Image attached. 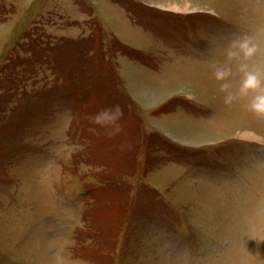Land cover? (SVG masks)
Wrapping results in <instances>:
<instances>
[{
    "label": "rangeland",
    "instance_id": "1",
    "mask_svg": "<svg viewBox=\"0 0 264 264\" xmlns=\"http://www.w3.org/2000/svg\"><path fill=\"white\" fill-rule=\"evenodd\" d=\"M92 1L95 7L89 4ZM134 2H139L143 10L128 8L134 13L129 14L112 0L1 3L0 94L11 99L18 81L25 84L29 94H23L25 100L17 106L8 103L9 108L21 112L22 123H6L16 126L15 131L6 139L0 137V264H264V140L252 135L237 139L235 135L238 130H252L264 136V116L250 108L257 93L250 90L239 95L241 63H246L248 70L258 69L264 77V0ZM141 4L158 11L146 10ZM160 10L178 16L163 15ZM144 11L148 22L144 26L155 30L139 25ZM179 14L192 17L188 23L199 48L190 45L189 25ZM97 15L104 21L106 49L110 48L113 55L115 40L150 58V62L144 59L149 66L140 64L142 69L137 61L119 57L126 84L144 109L156 110L170 96L182 95L197 111L200 105V112H205L180 120L188 114L187 104L174 101L175 106L180 105L173 112L179 120L173 116L152 117V126L162 129L157 132L165 134L163 142L173 147L176 155L150 161L147 166L138 162V173L129 180L138 193L152 177L162 188L156 193L167 197L157 202L155 193H151L150 198L146 195L134 200L135 213L122 233L123 243L116 255L110 248L113 241L106 227H120L122 221L106 211L105 205L113 200L102 196L98 200L100 209L74 228L68 252L62 255L59 249L66 241L65 225L78 215L74 197H68L75 195L66 193L64 169L52 168L51 162L64 168V162L59 163L62 141L68 137L74 108L71 98L54 87L56 77L47 65L40 61L32 67L33 63L27 65L22 58L32 59L30 43L38 42L43 49L47 41L58 37L90 40L85 36L90 34V25L100 24ZM243 35L252 37L260 51L247 61H226L230 42ZM45 56L47 59V53ZM218 63H229L232 68L229 91L237 99L231 104L224 102L222 82L213 75V65ZM93 68L87 65L81 73L83 79H90L89 85L95 86L101 81L99 71ZM38 90H43L42 98ZM9 112L5 109L3 113L8 122ZM114 144L107 143L105 149L111 152ZM193 157L204 162H193ZM89 160L90 154L81 155L77 168L87 182L96 181V175L106 180L114 170V158L107 161L112 164L107 171ZM122 166L129 167L128 163ZM146 170L151 171L150 178Z\"/></svg>",
    "mask_w": 264,
    "mask_h": 264
},
{
    "label": "clouds",
    "instance_id": "2",
    "mask_svg": "<svg viewBox=\"0 0 264 264\" xmlns=\"http://www.w3.org/2000/svg\"><path fill=\"white\" fill-rule=\"evenodd\" d=\"M260 51V46L248 35H243L238 39L230 42L227 49L226 61L240 60L247 61L257 55ZM213 75L217 81H221L220 91L225 92L224 102L231 104L237 95L229 91L230 84L228 79L232 75V68L229 63L214 64ZM240 69L243 72V79L239 88V95H246L250 90L255 91L257 94L252 97L250 108L259 116H264V77L258 69L248 70L246 63L240 64ZM124 111L120 105H113L103 108L93 117V123L101 127L108 128L107 135L109 137L120 133L122 128V118ZM237 139H241L246 135L257 136L258 139L264 140V136L252 130H238L235 134Z\"/></svg>",
    "mask_w": 264,
    "mask_h": 264
},
{
    "label": "trees",
    "instance_id": "3",
    "mask_svg": "<svg viewBox=\"0 0 264 264\" xmlns=\"http://www.w3.org/2000/svg\"><path fill=\"white\" fill-rule=\"evenodd\" d=\"M3 2V0H1ZM116 2H120L123 4V6L131 8L136 5L134 2L129 1V0H114ZM0 5H2L0 3ZM101 33V35L103 36L102 32H100V30L97 32H95V36L93 41L96 42L99 39V42L102 39V36L99 35ZM97 35H99L97 37ZM104 38V36H103ZM116 43V45H114V49H117V51H121L124 53L129 54L130 56L136 55V52L132 49H130L129 47L123 45L120 42H117L114 40V44ZM59 54L62 56H66V55H70L69 50L67 49H59ZM109 54L112 53V50H108ZM102 59V58H101ZM101 61V60H100ZM97 68L96 70H99V76L98 79L101 81V83H97L96 85V95L99 96V94L101 95H105L106 94V90L102 89L104 88V84L106 86V89L108 90L109 87L113 88V81H114V105H120L121 108L124 111V119L129 117L128 114L131 115V117H136L135 115H133L132 113H130V110L127 111V105H132L133 102L130 100V98L125 95L123 92H121V90L118 88V75L116 72V68L114 66V72L112 75V63L111 61L108 60V58L103 59L102 62H100L99 64H97ZM114 76V77H113ZM101 88V90H99ZM111 89V88H110ZM112 90V89H111ZM100 92V93H99ZM162 110H165V107L162 108ZM137 119V117H136ZM134 137V135H132ZM133 144H137V142H133L131 145ZM136 148V145H133L132 147L128 148L126 147L127 150L122 151L119 154H115L114 155V171H112L109 174V178H106V180L104 178L101 177V180L104 181H109L110 184L112 185L113 189H114V215H118L121 216L120 213H124V211H126L127 209V204L126 201H128L126 198H122L121 199V195H123L124 197V193H126V185L123 182V176L126 173L132 172L134 171V162H124L125 160V153H128L130 151H134ZM121 154V155H120ZM123 163H128L129 167H123L122 164ZM113 173V174H112ZM125 215V214H124ZM124 215L122 216V218L124 217ZM121 218V221H122ZM109 229V230H108ZM107 232H109V235L112 234V229L111 228H107ZM117 231V226L114 225V248L116 247L117 244V236L115 235ZM111 239V236H110Z\"/></svg>",
    "mask_w": 264,
    "mask_h": 264
},
{
    "label": "crops",
    "instance_id": "4",
    "mask_svg": "<svg viewBox=\"0 0 264 264\" xmlns=\"http://www.w3.org/2000/svg\"><path fill=\"white\" fill-rule=\"evenodd\" d=\"M127 62H128V60L127 59H125ZM132 62V61H131ZM138 66L140 67V68H142V69H144L143 68V66H141L140 64H138ZM173 96H175V95H172V96H170L168 99H170L171 97H173ZM134 97V96H133ZM135 98V97H134ZM136 99V98H135ZM137 100V99H136ZM138 101V100H137ZM139 102V101H138ZM175 119H177V120H179L178 118H175ZM183 119H185V118H181L180 120H183ZM153 125H154V123H153ZM156 128H158V127H156ZM159 130H162V129H160V128H158ZM178 139V138H177ZM182 142V141H181Z\"/></svg>",
    "mask_w": 264,
    "mask_h": 264
},
{
    "label": "bare ground",
    "instance_id": "5",
    "mask_svg": "<svg viewBox=\"0 0 264 264\" xmlns=\"http://www.w3.org/2000/svg\"><path fill=\"white\" fill-rule=\"evenodd\" d=\"M254 137V136H253Z\"/></svg>",
    "mask_w": 264,
    "mask_h": 264
}]
</instances>
